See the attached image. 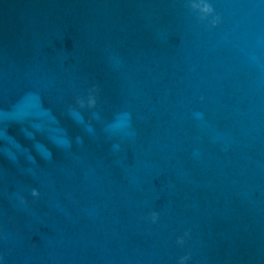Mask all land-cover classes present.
Instances as JSON below:
<instances>
[{"label": "water", "instance_id": "95a60500", "mask_svg": "<svg viewBox=\"0 0 264 264\" xmlns=\"http://www.w3.org/2000/svg\"><path fill=\"white\" fill-rule=\"evenodd\" d=\"M0 264H264V0H0Z\"/></svg>", "mask_w": 264, "mask_h": 264}, {"label": "clouds", "instance_id": "9594fccd", "mask_svg": "<svg viewBox=\"0 0 264 264\" xmlns=\"http://www.w3.org/2000/svg\"><path fill=\"white\" fill-rule=\"evenodd\" d=\"M202 12H211L212 8L209 4H205V7L203 9H201ZM34 195L36 194L35 192L33 193Z\"/></svg>", "mask_w": 264, "mask_h": 264}]
</instances>
